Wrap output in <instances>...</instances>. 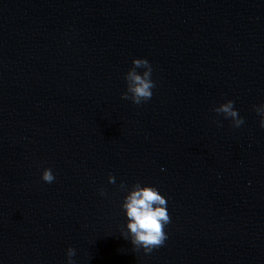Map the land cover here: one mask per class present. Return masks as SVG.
<instances>
[{
    "label": "water",
    "instance_id": "1",
    "mask_svg": "<svg viewBox=\"0 0 264 264\" xmlns=\"http://www.w3.org/2000/svg\"><path fill=\"white\" fill-rule=\"evenodd\" d=\"M133 57L155 82L139 105ZM261 102L264 0H0V264H264ZM122 182L166 197L151 252Z\"/></svg>",
    "mask_w": 264,
    "mask_h": 264
},
{
    "label": "clouds",
    "instance_id": "2",
    "mask_svg": "<svg viewBox=\"0 0 264 264\" xmlns=\"http://www.w3.org/2000/svg\"><path fill=\"white\" fill-rule=\"evenodd\" d=\"M131 64L132 67L124 73L126 90L122 93V97L139 105L153 95L152 90L155 87V82L151 78L153 70L149 61L142 57H133ZM253 107L259 116L260 127L264 128V102ZM213 111L230 119L234 127H239L244 123L243 117L238 114L231 99L219 103ZM219 123L217 121V124ZM41 179L48 183L53 182L55 177L52 170L47 167L43 168ZM108 181L115 183V178L109 174ZM120 187L127 188L120 205L126 217V235L133 245L142 248L146 253L151 252L153 248L162 245L167 238L164 228L170 222V216L166 197L156 186L147 183L136 182L128 188L122 182ZM100 193L105 194L103 188L100 189ZM74 255L75 249L71 246L67 247L66 264H75Z\"/></svg>",
    "mask_w": 264,
    "mask_h": 264
}]
</instances>
